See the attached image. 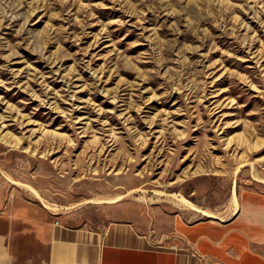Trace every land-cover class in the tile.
<instances>
[{"label": "rangeland", "instance_id": "1", "mask_svg": "<svg viewBox=\"0 0 264 264\" xmlns=\"http://www.w3.org/2000/svg\"><path fill=\"white\" fill-rule=\"evenodd\" d=\"M32 191L72 226L169 243L233 198L263 213L264 0H0V201L44 209ZM19 234L14 264H44Z\"/></svg>", "mask_w": 264, "mask_h": 264}, {"label": "crops", "instance_id": "2", "mask_svg": "<svg viewBox=\"0 0 264 264\" xmlns=\"http://www.w3.org/2000/svg\"><path fill=\"white\" fill-rule=\"evenodd\" d=\"M17 206L16 201H0V264H14L12 244L19 233L31 236L39 249L46 250L44 264H236L239 252L252 244L264 246V212L252 213L250 205L243 211L238 200L227 219L207 215L208 220L201 222L176 219L166 232L174 235L170 243L129 221H112L95 230L72 226L44 205V209ZM253 227L259 232L254 233ZM231 237L241 240L242 246L229 245ZM258 263L264 264L263 255Z\"/></svg>", "mask_w": 264, "mask_h": 264}, {"label": "bare ground", "instance_id": "3", "mask_svg": "<svg viewBox=\"0 0 264 264\" xmlns=\"http://www.w3.org/2000/svg\"><path fill=\"white\" fill-rule=\"evenodd\" d=\"M32 193H33V195H34L36 198L40 199V200L43 202V205H44L46 208L50 209V207L44 203L43 199L40 198V197L38 196V194L36 193V191H32ZM120 200H121V196L116 197V198H112V199H109V200H102V201H98V202L96 201V202H97V203H116V202H118V201H120ZM177 201H178L180 204L184 205V206H188V207H191L192 209H196L195 206H193L189 201H187V200L184 199V198H177ZM87 202H88V201H87ZM88 203H89V202H88ZM90 203H91V202H90ZM233 203H234V205L237 207V201H236V198H233ZM51 206H52V205H51ZM54 209H55V208H54ZM196 210L198 211V209H196ZM204 213H205V212H204ZM205 214H207V213H205ZM207 216H209V217H211V218H217V216H216L215 214H207Z\"/></svg>", "mask_w": 264, "mask_h": 264}, {"label": "built area", "instance_id": "4", "mask_svg": "<svg viewBox=\"0 0 264 264\" xmlns=\"http://www.w3.org/2000/svg\"><path fill=\"white\" fill-rule=\"evenodd\" d=\"M55 224L57 225V224H58V222L56 221V222H55Z\"/></svg>", "mask_w": 264, "mask_h": 264}]
</instances>
